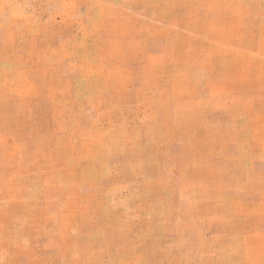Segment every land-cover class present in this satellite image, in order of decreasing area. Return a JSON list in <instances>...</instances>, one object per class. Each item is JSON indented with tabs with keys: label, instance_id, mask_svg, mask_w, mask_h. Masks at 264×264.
<instances>
[{
	"label": "rangeland",
	"instance_id": "obj_1",
	"mask_svg": "<svg viewBox=\"0 0 264 264\" xmlns=\"http://www.w3.org/2000/svg\"><path fill=\"white\" fill-rule=\"evenodd\" d=\"M0 264H264V0H0Z\"/></svg>",
	"mask_w": 264,
	"mask_h": 264
}]
</instances>
